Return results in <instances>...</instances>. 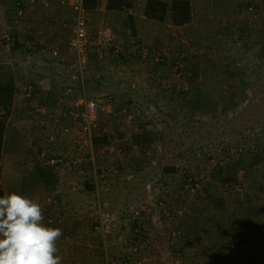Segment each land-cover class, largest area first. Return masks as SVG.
<instances>
[{"label":"rangeland","instance_id":"1","mask_svg":"<svg viewBox=\"0 0 264 264\" xmlns=\"http://www.w3.org/2000/svg\"><path fill=\"white\" fill-rule=\"evenodd\" d=\"M191 1L194 17L184 27L142 17L145 0H136L133 23L122 11H109L98 22L89 17V38L97 41L103 37L99 29L104 32L110 28L111 39L102 38L105 48L98 43L88 47L82 73L67 37L64 49L54 46L60 58L47 54L55 66L51 69L57 72L55 78L63 83L53 92L63 97V126L65 122L70 126L66 133L78 130L82 136L79 118L71 112L83 110V97L105 93L112 100V111L100 116L91 146L81 147L75 142L71 148L63 145V161L83 157L88 179L85 175V179L73 180L77 174L66 176L63 172V191L67 192L63 202L49 193L44 195V199L59 202L57 209L53 205L47 211V220H66L64 232L72 234L73 239L63 236L67 245L63 264H123L116 250L138 229L157 240L148 245L142 242L147 256L156 255L166 264H191L183 254L190 255L193 250L181 251L178 244L175 226L179 218L191 212L193 200L206 194L204 186L214 180L210 172L215 164L235 158L241 150L264 146V57L260 51L264 0ZM37 12L42 14L43 10ZM66 12L68 17L61 27L70 35L75 9ZM13 31L9 27L3 33ZM1 45L2 58L10 61L0 68V74L10 70L19 77L27 72L33 76V61L43 54V47L8 52L3 50V39ZM117 46L125 47L128 55L116 53ZM104 50L107 54L100 56ZM141 52H146L144 59ZM43 106L48 114L54 113L49 105ZM34 112L33 107V116ZM141 124L150 140L144 152L136 139ZM33 127L43 134L40 139L47 138L37 123ZM12 144L8 138L6 148ZM259 175L258 180L250 175L244 182L240 170L235 190L242 194L243 185L248 191H256L259 184L264 188V161ZM57 176L51 173L42 183L30 180L26 185L52 194L59 186ZM86 180L94 186L90 193H86ZM73 193L77 195H70ZM102 213L109 214L113 229L109 238L113 243L106 248L101 235L92 228ZM235 217L246 230L255 222H244L239 213ZM251 234L248 243L235 248V258L224 264H264V225Z\"/></svg>","mask_w":264,"mask_h":264},{"label":"trees","instance_id":"2","mask_svg":"<svg viewBox=\"0 0 264 264\" xmlns=\"http://www.w3.org/2000/svg\"><path fill=\"white\" fill-rule=\"evenodd\" d=\"M99 1L82 0V4L86 12H91L97 9ZM135 3L136 0H106V9L109 11L127 12L131 23H133ZM193 10L191 0H145L143 14L146 18L159 23L170 22L177 27H184L192 21L194 17ZM7 42L3 36V44L5 45ZM32 42L35 46H42L35 40H32ZM25 46H27V43L20 41V38L14 35V38L11 40V51ZM121 48L124 49L123 53L125 52L126 54L128 50L122 46ZM173 49L176 50V47H173ZM260 51L264 57V38L260 42ZM139 54L141 56H139L140 58L144 59L146 57V53L144 54V52ZM162 63L160 62V64ZM16 77V73H12L10 70L9 72L4 71L0 74V171L7 144V135L9 137L12 130L10 127V118H12L14 97L17 91L22 93L21 88L16 83ZM88 82L90 84V81ZM36 91L37 88L35 86L34 97L37 95ZM95 97L101 103L112 101L109 96H105V93H98ZM58 102V100H51L49 105L52 110L57 108V105H59ZM45 117L49 119L48 115H45ZM33 118L39 126L37 119L34 116ZM64 125H67V123L65 122ZM39 130L41 129L39 128ZM136 139L140 150L144 152L150 143L148 130L144 124H141V132L136 135ZM41 150H39V153ZM263 161L264 146L259 144L254 148L241 150L235 158L224 159L212 167L210 172L211 177L214 180H218V182H214V180L207 182L208 185L204 186L206 194L200 197V200H193L191 212H185L175 226L180 250L184 251L188 248L193 250V253L190 255L183 254L189 263L224 264L227 259H234L235 248L248 243L252 237L251 233L257 231V229L264 225L263 185L259 184L260 186L257 187L256 191H248L245 185H243V196H240L242 194L235 190V183L238 180L239 171L243 170L244 172V182H246L250 175L258 180L260 178L259 171L261 170ZM58 164H48L44 160L41 161V164H35L33 169L36 174L35 176L40 175L41 177H35L36 179L32 178V180L36 183L45 181L47 175H51V173L55 174ZM86 179H88V176ZM84 184L87 191H91L94 188L93 184H89L88 180L84 181ZM3 193L4 190L0 183V195ZM232 204L236 205L234 206ZM239 206L240 210L237 212ZM238 213L240 219L244 220V222H247V220L251 221V219L255 221L253 225L248 226V230L244 229V227L242 228L237 222L235 215H238ZM131 236L136 238L137 242L141 244L143 242L145 245L157 241L152 236L148 237L147 232L144 234L139 232V229ZM120 260L123 264H126L122 258Z\"/></svg>","mask_w":264,"mask_h":264},{"label":"crops","instance_id":"3","mask_svg":"<svg viewBox=\"0 0 264 264\" xmlns=\"http://www.w3.org/2000/svg\"><path fill=\"white\" fill-rule=\"evenodd\" d=\"M73 3L74 0H0V49L3 48L1 45L4 36L3 32L9 27L14 30V35L22 39V42L26 41V39H28V41L29 39H31V41L36 40L42 45L41 47L43 48H54V46L61 45L62 49H64V39H66L67 37L69 41L70 35L66 34V31L63 30V27H61V22L65 24V18L68 17L66 16V11L74 7ZM40 10H43L42 14L37 12ZM19 11H22V13H20ZM110 13L111 12L106 9V0H100L97 9L91 12H86L89 30L91 29V25L89 24L88 19L89 17L92 16V18L98 22L104 19L105 16L109 15ZM142 17H145L144 14ZM105 31L110 32V28L106 29ZM101 32L103 31L99 29L100 34ZM101 39V36H99L97 38V41H93L90 39V42L92 44H97ZM68 41L66 42L68 43ZM100 47L105 48V46L101 44ZM3 50L14 52V50L10 51L11 49L9 48ZM2 53L3 51H0V68L4 65L5 62L9 63L10 61V58H8V61H4L1 56ZM99 53L100 56L103 54H107V50H104V52L100 51ZM35 57L36 59L33 61L32 66L33 72L31 74L33 75V81L37 88V95L34 97V101H32L33 103H26L22 96V93L20 91L16 92V95L14 97L12 118H10V127L12 128V131L9 137L7 135V140L8 138H12L14 145L12 144L10 148L5 147L0 171V183L4 192L18 191L23 193L24 195H28L31 197H45L44 195L49 193L56 199L58 198L59 201L63 202V198L65 196L64 193H67L63 191V172H66L65 175H70L68 169H65L67 166L64 164L65 166L63 167V161L56 167L55 174L58 175L57 178H60V181L59 186L54 188L52 194L51 192L45 191L41 193L37 192L38 189L32 191L33 188L27 187V185L29 186V181L32 180V178L34 179L35 177H41L40 175L35 176L36 174L34 173L33 169L35 164H41L42 160L39 156V150L41 148L43 149V144H46L45 137L43 139L39 138L43 134L38 133L36 128L33 127V125L36 124V121L31 114V110L35 105L46 104V106H48L51 100H58V104H60L61 107L55 108L53 110V114L47 115L49 117V120H52L53 116H55L54 118H59L60 122L63 124V97L58 96V94H55L53 92L54 90L57 92L55 86L63 85V83H60L59 80L55 78L57 72L55 71L54 74L51 70L54 69L55 66L49 63L48 59L51 58L49 55L43 52L42 55L38 54ZM8 66L12 65L10 64ZM28 105H31V108ZM50 110H52V108H50ZM55 119L52 122H55ZM79 136L80 135L78 134V130L76 132H73L72 130L70 133H63L60 137V140L56 142L55 153L63 155V145H65L67 148L70 146L71 148V143L75 142L74 140L78 139ZM37 140L41 142L40 147L37 146ZM35 146H37L36 149ZM6 154L8 155L6 156ZM8 183H11V187ZM6 185L8 186L6 187ZM29 191L31 192L28 193ZM86 193L90 192L88 191ZM70 195L76 196L77 194L73 193ZM48 215L49 213L43 212L45 223L49 222L47 220ZM93 224L92 228L97 234L95 230L96 223ZM66 225V220H64L63 223L62 220L55 223L51 222V226L59 227L63 230L64 237L73 239L71 238L72 234H70L69 232H64L67 227ZM63 236L57 241V247L60 249L59 255H61L62 257L63 254H67V245L65 243L63 244Z\"/></svg>","mask_w":264,"mask_h":264},{"label":"built area","instance_id":"4","mask_svg":"<svg viewBox=\"0 0 264 264\" xmlns=\"http://www.w3.org/2000/svg\"><path fill=\"white\" fill-rule=\"evenodd\" d=\"M75 9V16L73 19V24L71 27V33L69 37V49L73 53L75 58L76 67L82 73L84 66L87 63V51L88 47L92 45L89 39V28L87 21V14L83 7L82 0H74L73 3ZM22 13V11H19ZM103 37L108 40L111 39L110 32L104 31L101 32ZM5 39L8 41L5 45L7 48L11 47V40L14 38V34L12 32H7L4 34ZM102 37V38H103ZM22 39H20L21 41ZM27 43L26 49H36V46L32 41H25ZM98 44L104 45L102 43V39ZM42 51L46 54H50L53 56H57L60 58V52L56 48H43ZM114 51L116 53L123 52V49L119 46L115 47ZM146 52H144L145 54ZM63 61V58H61ZM83 81V80H82ZM16 83L21 88L25 101L31 103L34 99L35 94V83L33 81V77L27 72L26 75L17 76ZM103 101V100H101ZM81 102L84 103V108L80 113H73V116L79 118V127L82 133L78 139L74 141L80 144L81 147H88L92 145V141L94 136L97 134L100 124V116L108 115L111 113L112 108L110 102L101 103L96 97H83ZM34 117L39 122V128L46 134V144L40 152V157L48 164L56 165L63 161L62 157L58 156L61 154L55 153L56 142L59 140L63 133L70 131V126L64 125L60 122L59 118L55 119V122L50 124L49 119L45 117L48 111L43 105H35ZM64 164L67 166L68 172L70 176L72 174H77L78 178L72 177L71 179H85L87 176L86 171L84 170L85 162L84 158L79 156L68 161H65ZM96 172V171H95ZM94 172V177L96 173ZM86 175V176H85ZM47 197V196H45ZM45 197H36L39 202L42 204L44 211L47 212L50 210V207L54 205V208L57 209L59 206V202L53 199H44ZM43 199V200H41ZM53 208V209H54ZM52 209V210H53ZM59 210V209H58ZM75 210V209H74ZM136 213H139L136 211ZM95 230L97 234L102 236L103 245L109 247L113 241L110 238L113 229L110 225L109 214L102 213V216L95 225ZM120 248L116 250V253H120V257L125 261L126 264H166L165 262H161L156 255L147 256L145 254L144 245L137 242L136 238L127 236V238L120 244ZM120 258V259H121Z\"/></svg>","mask_w":264,"mask_h":264},{"label":"clouds","instance_id":"5","mask_svg":"<svg viewBox=\"0 0 264 264\" xmlns=\"http://www.w3.org/2000/svg\"><path fill=\"white\" fill-rule=\"evenodd\" d=\"M43 211L35 197L0 195V264H63L57 247L63 230L45 223Z\"/></svg>","mask_w":264,"mask_h":264}]
</instances>
